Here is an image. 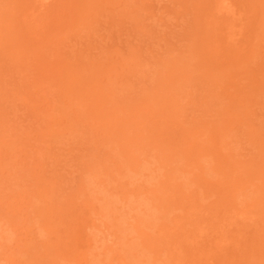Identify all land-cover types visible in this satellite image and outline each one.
<instances>
[{
    "label": "rangeland",
    "instance_id": "rangeland-1",
    "mask_svg": "<svg viewBox=\"0 0 264 264\" xmlns=\"http://www.w3.org/2000/svg\"><path fill=\"white\" fill-rule=\"evenodd\" d=\"M0 264H264V0H0Z\"/></svg>",
    "mask_w": 264,
    "mask_h": 264
}]
</instances>
